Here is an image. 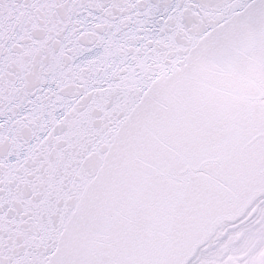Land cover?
Here are the masks:
<instances>
[{"label": "snow or ice", "instance_id": "obj_1", "mask_svg": "<svg viewBox=\"0 0 264 264\" xmlns=\"http://www.w3.org/2000/svg\"><path fill=\"white\" fill-rule=\"evenodd\" d=\"M0 264H264V0H0Z\"/></svg>", "mask_w": 264, "mask_h": 264}]
</instances>
